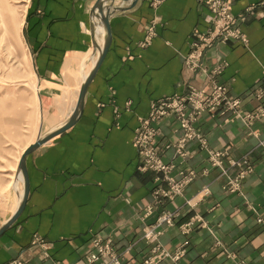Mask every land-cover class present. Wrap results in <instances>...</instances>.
<instances>
[{
  "label": "crops",
  "instance_id": "1",
  "mask_svg": "<svg viewBox=\"0 0 264 264\" xmlns=\"http://www.w3.org/2000/svg\"><path fill=\"white\" fill-rule=\"evenodd\" d=\"M96 1L30 0L25 39L41 111L51 117L48 132L72 114L104 47L106 31L92 16ZM158 1H105V15L111 9L109 47L77 122L28 155L29 196L20 217L0 235V264L17 258L26 264H84L96 235L115 243L122 264H145L162 251L155 264H264V224L258 222L264 219V115L251 123L242 118L264 110V98L253 91L264 87V8L241 25L248 44L230 41L205 52L210 70L227 63L218 80L242 98L241 112L199 116L196 126L207 147L192 141L187 156L174 146L162 150L163 161L173 166V182L193 173L183 191L170 198L162 194L171 188L165 172L140 168L143 155L133 139L153 102L186 95L190 85L210 89L209 79L189 69L185 57L193 31H206L211 14L200 0ZM261 1L233 0V11L239 14ZM153 23L156 34L144 47ZM159 130L163 145L176 144L182 134L175 116L162 120ZM210 150H226L254 164L239 192L229 190V176L212 163ZM225 166L230 168L227 160ZM17 207L18 202L1 215L0 227ZM164 212L173 214L172 224L159 222ZM150 228L160 232L157 238L145 237ZM35 235L52 246L48 257L32 248Z\"/></svg>",
  "mask_w": 264,
  "mask_h": 264
},
{
  "label": "built area",
  "instance_id": "2",
  "mask_svg": "<svg viewBox=\"0 0 264 264\" xmlns=\"http://www.w3.org/2000/svg\"><path fill=\"white\" fill-rule=\"evenodd\" d=\"M210 10V26L206 31L195 29L192 35L191 50L185 57V63L192 71L200 72L207 78L210 89L206 87H198L190 85L186 95H173L161 98L151 105L149 115L142 118L140 125L136 129L133 139L134 146L139 149L143 155V162L140 166L142 170L154 169L164 171L166 178L171 184L169 191H162L163 196L173 197L183 191L193 179V173L182 179L181 181L173 182L169 176L172 165H168L162 159V150L169 149L174 146L176 151L181 156L188 155V145L192 141L200 142L204 147H207L206 137L199 131L196 122L199 116L205 112L212 115H223L227 112L239 114L241 112L242 98L230 94L229 87L221 83L218 79L223 69L227 66L225 61H221L213 69H209L204 63L205 52L208 48L220 46L230 41H243L249 43L246 33L242 30V23L249 18L255 17L261 13L264 8V0L248 6L239 14L233 11V0H200ZM159 3L154 0V5ZM155 31V24L148 27V32L142 46H147L151 43ZM255 95L263 99L264 87H254ZM264 115V110L259 109L253 112H245L242 118L245 122L251 123L254 119ZM175 116L179 122L181 137L174 145H163L157 141L159 135V125L165 118ZM210 159L214 165L223 167L224 173L229 176L228 188L231 192H239L242 187V182L249 174L254 171V164L248 157L235 159L229 156L228 152L219 150H210ZM225 160L230 168L234 169L233 174L229 173V169L225 166ZM209 188L204 189V193L208 194ZM156 193L160 194L159 191ZM174 221L172 213H163L159 217L160 223L172 224ZM259 223L264 224L262 217L258 218ZM194 225L191 221L188 229ZM160 232H156L153 228L145 231L147 239H154L159 236ZM32 248L40 249L44 257L49 256V250L52 248L50 243L42 236L35 235L32 241ZM164 251L159 254L149 257L145 260V264H155L157 259L164 255ZM168 254V253H166ZM178 254V253H177ZM180 254L176 255L179 257ZM108 261L112 264H122V256L118 248L111 239H105L101 235L94 236L90 241L89 248L84 253V264H104L103 261ZM11 264H26L22 259H14ZM242 264V263H241Z\"/></svg>",
  "mask_w": 264,
  "mask_h": 264
},
{
  "label": "rangeland",
  "instance_id": "3",
  "mask_svg": "<svg viewBox=\"0 0 264 264\" xmlns=\"http://www.w3.org/2000/svg\"><path fill=\"white\" fill-rule=\"evenodd\" d=\"M30 0H0V218L18 202L11 180L24 148L48 131L25 39Z\"/></svg>",
  "mask_w": 264,
  "mask_h": 264
},
{
  "label": "water",
  "instance_id": "4",
  "mask_svg": "<svg viewBox=\"0 0 264 264\" xmlns=\"http://www.w3.org/2000/svg\"><path fill=\"white\" fill-rule=\"evenodd\" d=\"M105 1L106 0H97L93 9H92V16L95 18H100L102 25L104 26L105 29V43H104V47L103 48H99V57L98 60L95 62L92 70L90 71V73L88 74V76L85 78L84 83L82 84L81 87V91L79 94V99H78V103L75 107V109L73 110L72 114L70 115V117L68 118V120L61 125L60 127L53 129L49 132H47L46 134L42 135L40 134L39 137L37 138V140L32 143L23 153V155L21 156V159L19 161L18 164V170L22 172L24 180H23V186H24V192L23 195L21 197V199L19 200L18 203V207L16 209V211L13 213V215L0 227V235L3 234L10 226H12L17 219L20 217L28 196H29V182H28V175H27V157L30 153H32L33 151H35L36 149H38L41 145L45 144L46 142H48L50 139H52L53 137H55L58 134L63 133L64 131H66L67 129H69L70 127H72L78 120L82 107H83V103H84V99L86 96V92L89 86V83L91 82V80L93 79L97 69L99 68L104 55L109 47L110 44V28H109V21H108V17H109V13L108 11H110V7H107V13L105 15L104 12V6H105ZM132 1H136V0H132ZM95 28V27H94Z\"/></svg>",
  "mask_w": 264,
  "mask_h": 264
},
{
  "label": "bare ground",
  "instance_id": "5",
  "mask_svg": "<svg viewBox=\"0 0 264 264\" xmlns=\"http://www.w3.org/2000/svg\"><path fill=\"white\" fill-rule=\"evenodd\" d=\"M98 31V30H97ZM102 32V30H101ZM103 38V37H102ZM100 48V47H99ZM84 77H86V75H84ZM39 91V89H37ZM30 146V145H29ZM28 145L24 148L21 156L23 155L24 151L29 147ZM20 156V157H21ZM21 158H19L20 160ZM18 160V162H19ZM18 165V163H17ZM23 180H24V177H23V174L21 171L15 169V173L13 175V178L11 180V185L15 188V189H18L19 190V194H18V203H19V200L21 199L22 195H23V192H24V186H23Z\"/></svg>",
  "mask_w": 264,
  "mask_h": 264
}]
</instances>
